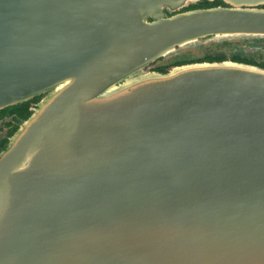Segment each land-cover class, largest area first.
I'll return each mask as SVG.
<instances>
[{"label": "water", "instance_id": "1", "mask_svg": "<svg viewBox=\"0 0 264 264\" xmlns=\"http://www.w3.org/2000/svg\"><path fill=\"white\" fill-rule=\"evenodd\" d=\"M187 1L0 0V264H264V69L143 72L264 11Z\"/></svg>", "mask_w": 264, "mask_h": 264}, {"label": "flooded vegetation", "instance_id": "2", "mask_svg": "<svg viewBox=\"0 0 264 264\" xmlns=\"http://www.w3.org/2000/svg\"><path fill=\"white\" fill-rule=\"evenodd\" d=\"M165 5V18L189 12H206L215 9L264 11V4H232L225 0H189L187 4L170 10ZM153 20L150 18L149 22ZM202 42L194 48H187L170 55L159 57L143 70L167 73L174 68L194 63L231 62L264 69V36H225L214 40L210 36L199 39ZM48 93L35 96L25 102L0 109V152L7 146L10 138L20 126L33 114Z\"/></svg>", "mask_w": 264, "mask_h": 264}, {"label": "rangeland", "instance_id": "3", "mask_svg": "<svg viewBox=\"0 0 264 264\" xmlns=\"http://www.w3.org/2000/svg\"><path fill=\"white\" fill-rule=\"evenodd\" d=\"M198 45H200V43L199 44H196L195 46H192V47H189V48H194V47H196V46H198ZM184 49H187V48H184ZM143 72H150V71H148V70H143Z\"/></svg>", "mask_w": 264, "mask_h": 264}]
</instances>
